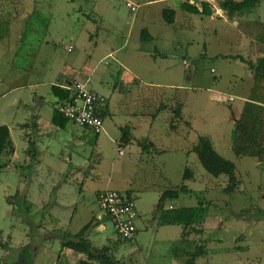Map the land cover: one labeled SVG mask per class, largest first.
I'll use <instances>...</instances> for the list:
<instances>
[{"label":"rangeland","instance_id":"rangeland-1","mask_svg":"<svg viewBox=\"0 0 264 264\" xmlns=\"http://www.w3.org/2000/svg\"><path fill=\"white\" fill-rule=\"evenodd\" d=\"M222 1L211 0V5L219 8ZM127 2L135 6V12L127 7ZM3 3L5 5L2 9L7 14L1 16L0 22H7L8 27L10 26L12 30L0 32V34H14L16 42L19 41V35H22L23 48H27L29 52L19 51L17 58L28 55L30 62L32 57L39 53V56L44 60L41 61L43 66L50 64V59L71 65L70 59L76 58L74 65L80 69L84 67V61L88 58L91 59L90 67H93L106 50L121 48V52H124L134 48L148 51L156 59V62L158 60L166 61L172 67L174 76H178V72L185 70L181 61L185 53L188 52V65L192 68L189 73L192 75L194 69L197 71L198 67H202L197 58L202 54L199 52V50L202 51L201 41L212 34L211 39L218 40V45L215 48L218 58L214 59L213 63L204 61V64L207 65V69L210 66L216 68L217 73L214 77L212 76L214 81L218 83V86L224 88L226 93L233 96L237 95L238 88L232 81L243 78V82L246 83L245 77L249 74V68L247 64L241 65L238 59L233 60L232 56L243 55L242 60L246 61L248 58L245 57L242 48L243 44H246L245 36L256 34L259 38L264 37V25L259 27L255 24L264 23V0H260L258 5L249 9L243 18L220 17L214 21H210L209 17L203 15L197 16L183 12L173 4L172 0L168 2L162 0H37L34 5L29 2V6H26L28 0H7ZM166 7L177 11L175 21L171 25L166 24L161 15V10ZM143 30L151 34L154 41L153 39L151 41L142 40L141 32ZM4 40L6 41V39ZM65 41L71 42L70 45L73 47L71 53L66 51ZM188 41L189 44H187ZM3 44L5 48L9 46ZM238 44L242 46L240 47ZM21 48L22 46L19 47V49ZM166 54L168 55L167 59L161 60ZM107 62L110 64V59ZM17 66L10 67L8 65L5 71L11 70L14 72L11 73L14 76L18 70ZM35 68H40V66H35ZM5 76L6 78L0 85V125L9 124L14 127L12 123L26 121L22 118L24 113L22 104L27 105L26 96L24 91L2 96L12 87L7 75ZM32 79H36V76H32ZM230 80H232L231 83ZM176 81L174 80L172 83H178ZM15 83L16 81H14L13 87L17 85ZM186 83L184 85L189 88V91H182L183 94L186 95L185 92H188L189 96H193L192 94L197 92L198 88L193 86L191 80ZM162 92L175 94V98L180 99L181 91H177L175 88H168ZM27 96L29 98V95ZM193 97L194 101L192 102L200 101V109L202 107L201 110H204L206 114L216 115L209 122L222 128L225 138L223 142L230 143L232 146L233 135L229 134L230 127L231 131L234 129L232 113H238L241 101L236 97L230 105L231 109L226 104L211 106L205 101V97ZM159 101L158 98V104ZM45 104L48 106V101ZM126 109L130 110L127 106L119 105L117 107L118 116L115 119H107L105 122H108L110 127H114L115 124L121 127L129 125L130 119L124 117V114L127 113ZM169 114V111L165 109L156 116V135L158 138L162 137L163 145L180 147L182 144L179 140L167 137L168 134H171ZM26 132L25 128L14 127L12 130L20 157L17 161L19 163H22L26 157L27 144L24 138ZM117 132L118 137L114 139L118 140L120 130ZM78 134L82 135V129ZM90 134L86 133V137L80 138L74 143L66 141V148L58 149L60 157L66 164L72 154L73 165H77L81 170L79 171V184L81 180L86 181V185L83 186V195L86 194V196L84 200L80 199L83 202L82 205L79 203L72 205L74 202L69 203L71 207H68V210L74 211L70 231L76 229L78 225H85L90 210L93 213L91 217L95 215L105 217V214L97 208L95 199L88 197L86 189L89 188L87 183H90L91 179L85 178L89 176V173L92 172L93 175L94 170L99 172L98 174H102L103 177H110L111 173L121 172L119 167L123 165L124 161L125 164H132L127 160L128 157L133 156L130 149L121 147L124 156H120L117 152L118 146L113 142L115 140L106 138L103 151L98 150L95 147L93 134ZM67 135L68 132L63 134L62 138L57 136L59 142L63 139L66 140ZM47 145L52 150L57 146V143L49 142ZM218 153H221L223 158L230 156V161L236 167L235 176L239 183L231 193L226 191L229 187L228 177L213 176L210 171L212 169L205 168L195 153L186 154L187 157H185L180 151L166 152L160 157L157 155L154 161L147 160L146 165L144 161H140L137 162V166H131V169H135L134 171L139 175L148 171L149 183L142 184L146 187L163 185L162 174L164 178L166 176L171 187L181 185L183 171L188 168L191 171V176L183 183L188 186L191 193H181L178 199L166 201L164 205L168 209L170 207L174 209L196 206L200 201L208 207L207 217L203 224V233L195 232L197 227L186 230V241L190 242L188 247H185L184 243L182 245L177 243L180 239L181 228L171 226L166 228L165 238H173L172 242L167 244L166 240H158V243L155 244L152 235L150 239L152 243L142 251H138L131 245V242L117 241V235L107 220L103 224L104 237L108 238L109 253H112L116 261L122 264H184L188 259L187 255L179 253L182 256L181 260L179 257L171 256V249L169 250L170 247L180 245L179 251L186 250L190 254H196L198 248L202 249L203 254L199 255L195 264H264V222L263 218L261 220V215L264 213V159L260 161L258 157L235 158L232 150H229V146ZM98 160L102 162L99 165H94L93 161L98 162ZM44 170L46 172L44 181L48 179V194L45 193L43 198L41 196L40 201L47 200L48 203H51L55 201L54 193L64 176L57 174L46 178L49 170L47 168ZM137 174L134 173L133 176L139 177ZM29 176L30 172L20 168L13 169L12 172L11 170L9 172L5 169L0 170V264H25L24 259L29 260L27 264H56L62 261L59 258V237L63 232L61 229L63 226L58 225L44 214L46 208L40 210L33 206V196L26 197L24 189L30 180ZM134 184H136L135 180ZM77 186L81 187V185ZM155 196L148 195L144 198L147 212L141 214V223L145 226L147 223L152 227L156 226L157 217L152 210V203L154 199L157 200V196ZM164 232L165 230L162 229L160 236L157 237L161 238ZM92 239L95 246L106 245L104 244L105 240ZM21 246L24 247L21 248ZM23 249H25L24 253H21ZM66 261L67 259L63 262L78 263L70 259L68 262Z\"/></svg>","mask_w":264,"mask_h":264},{"label":"crops","instance_id":"crops-1","mask_svg":"<svg viewBox=\"0 0 264 264\" xmlns=\"http://www.w3.org/2000/svg\"><path fill=\"white\" fill-rule=\"evenodd\" d=\"M5 1L7 0H0V18L1 16L3 17V14H7V12H4L2 9V7L5 5L3 2ZM36 1L37 0H28V4H25L26 6H29V2H31L33 3L32 5H34ZM162 1L168 2L171 0ZM186 1L187 0H176V2L179 4L178 8L180 7V3H184ZM188 2L196 6L199 2L208 3L211 11V15L208 16L210 21H214L216 18L220 17L243 18L247 15V12H243L237 13L230 17L227 12L223 11L220 7L216 8L215 6H212L211 0H197L196 3H193V0H188ZM127 4L131 3L127 2ZM174 11L176 17L177 11ZM255 24H257L259 27L264 25L263 22H258ZM7 27V22H0V32L12 30L10 26L8 28ZM149 35L151 36L149 41L152 39L154 41V37L151 34ZM209 35L210 36H208L207 39H202L201 41V49L204 53L199 50V52L202 54L199 53L200 55L197 57L200 60L202 67H198L197 71L194 69V73L190 75L189 71L192 68H190L188 65L189 57L187 56L189 53L186 52L183 60L181 61L182 65L185 67V70L178 72V76H174L172 67H170L166 61L161 62L158 60L156 62V59L148 51L146 52L144 50L134 48L124 52H121V48L113 50L110 49V51L106 50L101 54L99 57L100 59L93 67H90L91 59L88 58L84 61V67H81L80 69H77L74 65L76 63V58L70 59L71 65L65 64L55 59H50L51 65L47 64L46 66H43L41 61L44 60L43 57L39 56V53L33 56L30 62L28 55L17 58V53L19 51H23L24 53L29 52L27 48H23L22 35H19V41L16 42L14 34H0V67H2L0 68V85L6 78L5 75H7L9 84L12 86L11 89L3 93L2 96L18 91H24L26 96L25 102L27 105L22 104V107L24 108L22 118L26 121L24 123L12 124H14V127L16 128H21L20 126L28 122H32L34 125V128L27 130L24 136L27 149H25L26 157L24 160H22V163L17 162L20 157L17 153L16 144L12 136V130L14 127L9 124L0 125V128L3 126L7 128L15 148L13 156L4 159V162H6V167L4 169L6 171L8 170V172L11 170L12 172L13 169L17 170L20 168L24 171L30 172V180H28L26 183L24 193L26 194V197H34V201L32 202L33 206L40 210L46 208L47 210L44 214H46L58 225L61 224L63 226L61 228L63 232L59 237V245L61 239L66 233L75 234L84 226L78 225L76 229L70 231L71 219L74 215V211H69L68 207H71V205H69L71 202H74L72 205H77L78 203L79 205H82L83 202H81L80 199L84 200L86 196V194L83 195V186L86 185V181L81 180V183L79 184V171L81 170L77 165H73L72 154L68 158L69 161L66 164V162H64L60 157V151L58 149L62 147L66 148V141L68 143H70V141L74 143L78 139L80 140V138L83 139L86 137L85 134H89V132L71 124H68L63 129H61L52 123L51 119L53 113V104L56 103L57 99L54 97L51 87L58 86L63 88V86L67 84H73L74 82L82 81L85 82L90 89L106 99V104L109 111L107 118H105L103 122V131L98 135H92L94 137L95 147L98 150L100 149L103 151V146L106 145V138L114 139L118 137L117 130L119 131L123 127H127L129 129L134 139L127 146L121 145V147L131 150V154H133V156L128 157L127 160L132 164H125L126 162L124 161L123 165L119 167L121 172L111 173L110 177H103L102 174H98L99 172L94 170L93 175L92 172H90L89 176L85 178L87 180L91 179L90 183H87L89 184V188L86 189L89 194L88 197L95 199L94 201L96 203L98 195L106 190H116L121 193H128L134 200L135 210L138 215V219L136 221L137 233L133 242H131V245H133L138 251H142L147 245L152 243L150 241L152 235L154 236L155 244L158 243V240H166L168 241L167 244H169L173 241V238L166 239L165 237L167 235L166 228H170L171 226L158 227L156 225L155 227H152L149 225V223H147L145 226L141 223V214L147 212L144 198H146L148 195H156L157 197H155L158 200L163 190L169 188L171 185L168 184V179L166 176L164 178L162 174L161 177L163 180V185H153L154 187L142 186L143 183H149V179L147 177L148 171L147 173L142 172L139 175L134 171L135 169H131V166H137V162L140 161H144V164L146 165L147 160L154 161L157 155L160 157L166 152L175 153L176 151H180L185 155V157H187L186 154L194 153L193 147L198 137H206L217 153L221 152L226 146H229V150H231V144H225L223 142L225 138L224 132L221 130L222 128H218L216 125L209 122L211 119L215 118L216 115L206 114L204 110H201L202 107L200 109V101L197 100L198 102H192L194 101L193 96L205 97V101L211 106H221L226 104L231 109L232 107L230 105L237 97L238 100L241 101V105L238 108V113H232V124L234 127L235 122L240 118L246 103H252L264 108V81L260 84L259 92L255 94L257 97H259V100L257 101L252 99L254 85V70L252 68V64H254L256 60L264 57V37L262 36L259 38L256 34H248V36L244 35L246 44H243V46L238 44L240 47L242 46L245 57L248 59L245 61L242 60L243 55H235L232 56L233 60L238 59V62L241 65L247 64L249 68V74L245 77L247 79L246 83L243 82V78L229 81L230 83L232 81L238 88L237 95L233 96L229 93H226L225 89L218 86V83L214 81L213 77L217 73L216 68L214 69V67L210 66L207 69V65L204 64V61L212 62L214 59L218 58L215 49L218 45V40H212V34ZM237 35L239 36L240 34ZM13 38L14 40H12ZM4 39H6V41ZM3 43L8 44L9 46L5 48ZM70 44V41H65L64 43L67 52L68 48L71 47V51L69 53L73 51V47ZM187 44H189V41ZM20 46H22L21 49H19ZM167 56L168 55L166 54L165 57L161 58V60L167 59ZM109 59L111 61L110 64L107 62ZM8 65H10V67H13V65L16 67L18 65L17 73L14 76L11 74L14 73L11 70L5 71V68ZM35 66H40V68H35ZM32 76H36V79H32ZM174 80H177L176 82L178 83H172ZM189 80L192 81L193 86L198 88L196 89L197 92L192 94L193 96H189L188 92H185L186 95H184L182 92L189 91V88L184 85L186 82H189ZM14 81H16L15 84L17 85L13 87ZM168 88H175L177 91H181L180 99L175 98V94L171 95L162 92ZM27 95H29V98ZM158 98L160 100L159 104ZM229 98H232V101H229ZM18 101L20 102L19 99ZM46 101H48V106L45 104ZM177 103L181 104V116L179 121L173 120V108ZM119 105H124L127 106V108H130V110L126 109L127 113L124 114V117L130 119V124L123 127L115 124L114 127H110L108 122L106 123L105 121L107 119H115L118 116L117 107ZM165 109H167L170 113L168 121H170L169 129L171 134H168L167 137L169 139L179 140L182 144L180 147L165 146L163 145L164 141L162 140V137L158 138L156 135V116ZM81 129L82 135H79L78 132ZM233 131L234 129L231 131L230 127L229 134L231 133L233 135ZM67 132L68 135L66 140L63 139L59 142L57 136L62 138L63 134H66ZM114 140L115 141L113 142L117 145L119 139ZM143 140L151 143V147H146L144 149V147L141 148L136 144V141ZM49 142H55L57 143V146L50 150L49 146L47 145ZM218 154L220 155L221 153ZM120 156H124V153L122 152ZM224 158L230 161V156ZM133 161H135V163H133ZM101 162V160H98V162L93 161V164L99 165ZM44 168L49 170V172L46 174V178L57 174L64 176V179L58 184L54 193L55 201L51 203H48L47 200L40 201L41 196L43 198L45 193L48 194V179L47 181H44L46 173ZM134 173L139 175V177L133 176ZM134 180L136 184H134ZM77 185H81V187L79 186L78 188ZM149 189L151 191H144ZM157 200L154 199V202L152 203V210L154 209ZM180 202L181 200L179 203ZM92 214L93 213L90 210L89 214H87L86 219H88L85 225L92 218L98 221L99 224L87 231L86 238L90 241L93 247L101 248L109 244L108 238L104 237L105 230L103 225L107 219L99 215L91 217ZM162 229L165 230V232L161 238H159L157 236H160ZM92 238L96 240H105L104 244L106 245H102L100 247L95 246L93 244ZM170 249H172V247H170L169 250ZM59 258H61V262L66 259V262H68L69 259L75 260L76 262L86 260L84 254L64 249H60ZM153 258L156 259V257ZM63 264L67 263L63 262Z\"/></svg>","mask_w":264,"mask_h":264},{"label":"trees","instance_id":"trees-1","mask_svg":"<svg viewBox=\"0 0 264 264\" xmlns=\"http://www.w3.org/2000/svg\"><path fill=\"white\" fill-rule=\"evenodd\" d=\"M260 0H223L219 4V7L226 11L227 14L232 17L237 13L247 12L249 9L253 8L259 3ZM199 7V8H198ZM180 10L187 12L193 15H203L208 17L211 15L210 6L206 2H199L198 5H193L188 2L180 3ZM161 15L164 22L168 25L174 23L175 11L170 8H164L161 10ZM142 40H150L151 36L145 30L141 32ZM254 70V85H253V100H259L255 94L260 90V84L264 81V57L256 60L252 64ZM51 91L54 97L57 99L56 103L53 104V113H52V123L63 129L66 125L71 124L77 126L69 118L64 117L63 114L59 112L60 107H65L68 104H71L73 101V96L70 90L60 88L58 86H52ZM96 93V92H95ZM97 94V93H96ZM99 95V94H98ZM180 109L181 104L177 103L173 108V120H180ZM108 107L105 103L98 107L97 115L103 120L108 116ZM264 108L257 106L252 103H246L240 118L235 122V127L233 131V139L231 150L236 158H256L259 155L264 159ZM27 130L34 128L32 122L25 123L20 126ZM82 128V127H79ZM85 129V128H82ZM0 170H3L6 167V162L4 159L12 157L15 151L13 142L9 136V132L5 126L0 128ZM86 130V129H85ZM88 131V130H87ZM91 133L90 131H88ZM121 135L119 138V147L127 146L134 137L130 133L127 127L120 129ZM136 144L144 149L151 147V143L146 141H136ZM143 149V150H144ZM148 151V150H147ZM193 152L198 156L200 162L205 168L212 169L213 176H227L229 181V187L226 189L228 193L233 192L236 186H238V181L235 176V164L231 161L225 160L221 157L212 147L210 141L206 137H198L193 147ZM159 153V152H157ZM35 157V156H34ZM191 176V171L186 168L183 171L182 183L177 186H170L163 190L160 194L157 203L154 206L153 211L156 214L157 221L156 225L161 226H179L181 228L180 239L177 241L178 244H185V247H188L189 241H186L185 232L189 229H194L197 227V233H203V224L205 223L207 217V206L202 202H198L196 206L192 207H178L174 209H168L165 207L164 203L166 201H173L178 199L181 193H191V190L183 182L187 181ZM128 198L132 197L128 193H124ZM133 200V199H132ZM263 218L264 222V213L261 215V220ZM109 221V218H106ZM99 224L94 218H92L86 225L83 226L75 234L66 233L61 239L60 249L61 250H70L73 252L84 254L86 260H81L77 264H122L119 261H116L112 253H109V246H103L101 248H95L92 246L90 241L86 238V233L92 227ZM183 237V239H182ZM185 237V238H184ZM118 238V237H117ZM119 242H123L121 239H116ZM134 240V239H133ZM126 242V241H125ZM130 242V241H129ZM133 242V241H131ZM177 244V245H178ZM178 247H172L170 254L174 258L182 256L179 254L187 255L188 259L184 264H195V260L199 255L203 254L201 248H198L196 254H190L186 250H180ZM5 247V246H3ZM24 250L21 253H24ZM182 260V259H181ZM29 261V260H28ZM63 264V262L56 263Z\"/></svg>","mask_w":264,"mask_h":264},{"label":"built area","instance_id":"built-area-1","mask_svg":"<svg viewBox=\"0 0 264 264\" xmlns=\"http://www.w3.org/2000/svg\"><path fill=\"white\" fill-rule=\"evenodd\" d=\"M127 7L135 11V7L131 4H127ZM69 51L71 47L68 48ZM63 88L71 91L73 101L65 107H60L59 112L77 126L85 128L94 135L100 134L103 131V119L97 115V109L105 103V98L96 94L85 82L77 81ZM228 100L232 101V98ZM119 154H121L120 150ZM96 205L109 218L119 239L126 242L133 241L137 233L138 215L132 199L116 190H106L98 195Z\"/></svg>","mask_w":264,"mask_h":264},{"label":"water","instance_id":"water-1","mask_svg":"<svg viewBox=\"0 0 264 264\" xmlns=\"http://www.w3.org/2000/svg\"><path fill=\"white\" fill-rule=\"evenodd\" d=\"M172 2L175 6H177V7L179 6V4L176 2V0H172ZM196 2H197V0H193V3H196ZM258 158L260 161H263V158L260 155L258 156Z\"/></svg>","mask_w":264,"mask_h":264},{"label":"clouds","instance_id":"clouds-1","mask_svg":"<svg viewBox=\"0 0 264 264\" xmlns=\"http://www.w3.org/2000/svg\"><path fill=\"white\" fill-rule=\"evenodd\" d=\"M70 52V51H69ZM103 122H104V120H103ZM98 135V134H97ZM117 146H118V152H119V150L121 149L120 147H119V144L117 143ZM121 151V150H120ZM121 154H122V152H121ZM120 154V155H121ZM133 199V198H132ZM97 201V200H96ZM134 201V200H133ZM105 218H107L106 216H105ZM114 231V230H113Z\"/></svg>","mask_w":264,"mask_h":264},{"label":"flooded vegetation","instance_id":"flooded-vegetation-1","mask_svg":"<svg viewBox=\"0 0 264 264\" xmlns=\"http://www.w3.org/2000/svg\"><path fill=\"white\" fill-rule=\"evenodd\" d=\"M24 246H21V248H23ZM24 262H25V264H27L28 263V260L26 261V259H24Z\"/></svg>","mask_w":264,"mask_h":264}]
</instances>
